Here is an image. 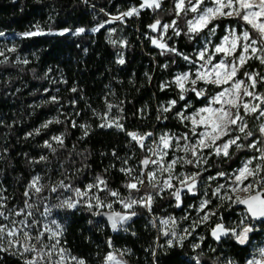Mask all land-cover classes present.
<instances>
[{"label": "trees", "instance_id": "obj_1", "mask_svg": "<svg viewBox=\"0 0 264 264\" xmlns=\"http://www.w3.org/2000/svg\"><path fill=\"white\" fill-rule=\"evenodd\" d=\"M141 3L142 0H0V33L14 36L12 44L1 43L0 39V52L3 53L0 61H6L0 63V176L11 191V201L18 207L31 199L24 193L37 174L48 188L56 183V179L84 188L94 182L95 177L102 176L109 188L119 191L120 198L129 197V191L124 187L129 181L119 169L125 166L123 160L126 158H130L129 167L140 164L147 152L131 141L124 131L98 127L102 122L100 117L108 111V103L118 106L108 113L109 118L122 117L120 123L126 131L152 132L153 136L187 133L190 139L193 138L188 123L182 122L176 113L193 111L218 89L208 85L205 97L197 98L195 93L187 92L181 100L180 89L174 84L173 77L177 71L187 69L186 61L182 55L172 52L162 54L151 39L158 37L159 32L149 27L157 20L161 25L176 20V28L181 34L177 36L169 28L162 41L169 48L196 60L198 45L209 33L205 29L192 38L186 34V20L193 14L177 17L174 0H161L159 9L145 7L135 17L105 24L98 32L90 31L108 21V16L139 7ZM213 24L219 27L212 35V45L224 35L226 27L235 28L238 33L245 27L243 22L233 18L218 19ZM37 26L52 34L23 36L25 32L35 31ZM78 28H84L85 32L74 35ZM64 29L69 31L64 35L57 34ZM112 29L115 31L110 33ZM13 48L15 51L10 50ZM121 57L125 61L123 64L118 63ZM25 60L27 64L23 63ZM244 72L264 75V65L255 59L249 60L237 78L245 79ZM200 86L196 85L197 88ZM256 91L264 93V84H258ZM53 96L57 97V103L50 102ZM172 100L177 103L171 111L161 112V105L168 106ZM186 104L190 106L185 109ZM57 120L60 123L54 122ZM48 121L53 123L42 127ZM73 121L76 127H73ZM247 122L249 129L258 136L260 120L249 116ZM80 125L87 127L88 135L85 136V129ZM37 129L39 134H36ZM58 134L63 138V145L51 139L52 135ZM151 138L145 141L146 145ZM46 141L52 148L45 146ZM209 151L206 149L205 155ZM230 152L234 153L230 160L216 156L208 159L204 166L208 171L199 178L196 194L183 191L180 207L168 192L155 198L151 212L139 206L127 210L120 203H113L122 214L136 212L118 231L112 230L107 218L111 211L95 208L89 211L83 203L76 209L56 207L64 200V193L62 190L52 193L55 195L52 203L63 222L59 237L61 246L86 264H101L109 252L119 254L128 264H197V259L199 264H229V261L247 264L252 243L264 237V222L252 221L244 207L239 204L230 207L231 201H221L212 195L218 184L227 185L228 181L208 182L206 179L218 171L232 173L256 154L248 150L236 152L234 147ZM42 155L48 158L47 161L35 163ZM176 169L187 174L197 171L192 165L181 167L178 164ZM172 183L177 185L176 180ZM46 187L38 194L39 207ZM143 191L151 189L144 188ZM133 194L138 193L133 191L131 196ZM99 195L105 202L116 200L106 192ZM205 199L211 203L198 211ZM95 211L104 215H94ZM210 211L216 214L199 222ZM160 216L174 218L177 222L175 231L185 238L180 241L171 235H160L154 221ZM193 222H197L194 230ZM217 223L227 229L239 230L251 225L253 231L244 245L237 243L231 234L216 240L211 233ZM184 229L191 235L185 234ZM170 239L172 246L167 243ZM195 244L200 247L194 248ZM12 251L14 249L0 251V264H24L25 254L23 257L13 255Z\"/></svg>", "mask_w": 264, "mask_h": 264}, {"label": "snow or ice", "instance_id": "obj_2", "mask_svg": "<svg viewBox=\"0 0 264 264\" xmlns=\"http://www.w3.org/2000/svg\"><path fill=\"white\" fill-rule=\"evenodd\" d=\"M208 3H211V6H208ZM174 4V11L177 17L181 16V14L185 17L189 13L194 14L192 18L186 20V34H190V38L199 35L205 29H207L210 35H215L216 28L219 25L213 24V22L222 18L237 19L245 25L244 30L240 33H237L235 28L229 29L227 34L222 37L221 42L215 45L212 51H209L208 47L200 50L197 59L202 63L199 64L194 73L186 72L175 77L174 83L180 89L179 98L181 100L185 99L187 92L195 93L197 98L205 97L208 85H212L218 89L214 95L207 97V102L203 107L196 109L191 114L185 115L184 111L176 113L182 122L188 121L190 123L191 136L195 137V139H190L187 133L181 136L164 133L158 139L146 145L145 141L153 137L154 134L152 132L140 134L126 131L123 124L120 123L122 117L109 118L108 113L111 112L113 107L118 106L108 103V111L100 117L102 122L98 127L116 128L118 131H124L131 141L135 142L142 150L150 153V155L145 156L140 161L138 172L136 168L127 166L128 159L130 158L123 160L125 166L119 170L129 177V182L124 185L129 191V197L120 198L119 191L109 188L107 180L102 176L95 177L94 182L85 185L83 189L73 187L70 183L66 184L65 180L61 179L58 183L51 185L50 191L55 193L65 190L73 192L74 195L64 199L56 207L76 209L83 203L89 211H92L94 208L97 210L104 207L111 209L113 203H120L127 210L139 206L151 212L155 198L162 196L165 192L174 197L177 202L176 206L180 207L181 193L183 191L192 193L193 195L196 194L199 178L204 172L208 171L204 167L207 165L208 159L211 156H216L217 158L230 160L234 155V153L230 152V149L234 147L236 152L248 150L256 154L246 159L232 173L218 171L215 175H209L206 178L208 182L218 179L228 181L227 186L225 184H218L212 195L221 201H231L230 207L235 204L244 205L248 217L253 220H264V93L256 91L258 84H264V75H261L259 72H244L245 79L237 78L240 69L249 60L255 59L261 65H264V0H174ZM144 7L152 8L153 10L159 9L161 7V0H142L140 8ZM139 11V8L133 7L119 16L100 23L97 27L92 28L91 31L98 32L105 27V24L112 23L115 20L123 21L124 17L139 15ZM176 24L177 21L173 20L171 24L161 25V22L157 20L149 27L153 31L160 28L163 33L172 28L174 34L178 36L181 33L176 28ZM209 25L213 26L209 27ZM68 31L69 29H64L57 34L64 35ZM114 31L115 29H112L110 33ZM84 32V28H78L74 35ZM47 34L52 33H46L37 26L35 31L25 32L23 36L35 37ZM0 35H3V33H0ZM110 42L113 44L117 43L111 40ZM152 43L162 50V54L164 51H167L176 55H182L185 61L195 64V61L178 52L175 48H169L166 43H162L155 38H152ZM10 50L15 51L14 48ZM0 55H3V53L0 52ZM217 55L220 56V59L214 63L213 61ZM5 62L0 61V63ZM124 62L122 57L118 60L120 64ZM23 63L27 64L28 61L25 60ZM198 83L204 84L205 87L197 88L196 85ZM72 91L75 92L76 89L73 88ZM50 102L57 103V97L53 96ZM176 103L175 100H172L168 106H161L160 111L167 113L171 111ZM189 106L186 104L185 109ZM119 111H122V109H119ZM249 116H255L257 120L261 121L257 128L258 136L249 129L247 122V117ZM54 122L60 123L59 120ZM50 123H53V121H48L42 127L46 128ZM72 125L73 127L77 126L75 121L72 122ZM80 127L85 129V136L88 135L87 127L84 125H80ZM198 128L200 129L199 131H197ZM39 131L37 129L36 134H39ZM29 135H32V133H29ZM52 139L63 145L62 137L54 136ZM45 146L52 148L51 143L48 141L45 142ZM206 149L210 150L207 155H205ZM52 151L55 152V149H52ZM170 151L173 153V156L170 160H166L165 158L169 155ZM176 153L183 154L177 155ZM113 155L115 156V152H113ZM47 159L46 156L42 155L35 163L46 162ZM178 164L181 167L192 165L197 171L189 174L184 172L176 173L175 168ZM41 179L40 175L32 178L27 186L28 191L24 193L26 197L29 196V191L34 194H39L43 191L45 185L40 183ZM173 180L177 181V185L172 183ZM144 188L151 189V191H145L139 198H132L131 193L133 191L139 193ZM222 189H224L223 195H221ZM101 192H106L107 196L115 197L116 200L106 203L99 195ZM240 192L246 195L244 197L237 195ZM233 196H235V199H233ZM4 200L5 197L0 195V218L8 220V215L3 210L6 208ZM25 203L26 207H32V205L27 204V201ZM210 203V200H202L198 211H203ZM45 211L46 213H50L51 209L46 208ZM22 214V211L15 213L17 216ZM93 214L104 215L100 211H95ZM215 214V211L206 212L199 222H205L209 220L210 216ZM28 215H31V213L29 212ZM135 215V211L125 214L113 212L107 218L112 230L116 231L118 225H123ZM35 223L37 222L33 221V224ZM196 223L193 222V230ZM52 224L56 225L55 229L45 224L44 232H39L35 237L27 230L32 225L28 224L26 220H12L9 221V224H0V251L9 252L14 249L12 254H19L22 257L25 253H33L34 255L31 259L25 258L24 264H38V261L39 264H69V261L75 262V264H86L81 258L69 256L67 250L60 245L59 236L62 235L60 225L56 221H52ZM161 224L165 226L172 225L169 230L163 233L165 236L171 235L180 241L185 238L184 235L178 236L175 231L177 222L174 218L164 219L161 221ZM153 226H155V223H153ZM183 231L185 234L191 235L188 229H184ZM251 231H253V228L249 226H245L237 232L235 228L227 229L222 223H217L212 229V236L216 240H219L221 236L231 234L237 243L244 245L248 240V233ZM45 232L49 233L48 240L54 241V243L44 242ZM33 240L35 243L32 242ZM167 243L169 246H172L173 240L170 239ZM109 247H111V241H109ZM193 247L199 248L200 245L195 244ZM259 257V259L253 258L248 260L247 264H264V248L259 250ZM105 260L106 264H110L112 261H115V264H120V261H117L112 253H108ZM197 264H199L198 259ZM229 264H232V262L229 261Z\"/></svg>", "mask_w": 264, "mask_h": 264}, {"label": "rangeland", "instance_id": "obj_3", "mask_svg": "<svg viewBox=\"0 0 264 264\" xmlns=\"http://www.w3.org/2000/svg\"><path fill=\"white\" fill-rule=\"evenodd\" d=\"M208 6H211V3H208ZM136 8L143 9V8H140V6L139 7H136ZM121 13H123V12H121ZM121 13L116 14V15H110V16H108V20H110L112 17L119 16ZM135 16L136 15H133L131 17H135ZM126 18H130V17H124L123 20L126 19ZM164 24H166V23H164ZM231 28L232 27H230V26L226 27L225 32H224V35H226L227 34V31L229 29H231ZM91 29H90V31H91ZM156 31H157V33L159 32V36L158 37H153L152 36L151 39L152 38H155V39H157V40H159L160 42L163 43L162 39L165 37V33H163L162 32V29H160V28H158ZM212 37H213L212 35L208 34V35H205L202 38L200 44L198 45L197 55H198V52L200 50L204 49L205 47H208L209 51H212L214 49V46L217 45V44H219L221 42L222 37L219 39V41L217 43H215L214 45H212ZM0 39H1V43L2 42L3 43H8V44L14 43V36H9V35L3 34V35H0ZM206 42H208V43H206ZM197 55H196V60H193V61H195V64H190L188 61H186L187 69L185 71H177L175 73L174 77H173V82L175 81V77L177 75H180V74H183V73H186V72L194 73L196 71V68L199 67V64L200 63H202L201 61H199L197 59ZM219 59H220V56L218 58H215V60L213 62L215 63ZM193 78H194V76H193ZM197 85H201L200 88H204V84H202V83H198ZM176 87H178V86L176 85ZM214 94L215 93H213L212 95H214ZM212 95H210V96H212ZM206 102H207V99H206L205 103ZM204 104L201 105V106H199V107H197L196 109H198L200 107H203ZM166 105L167 104H163L161 106H166ZM196 109H194L191 112H186L185 115L191 114ZM186 122L188 123V125L191 128L190 123L188 121H186ZM259 123H261V121ZM199 130L200 129L198 128L197 131H199ZM54 136H60V135L59 134L58 135H52L51 136V139ZM194 139H195V137L192 138V140H194ZM181 143H183V141H181ZM147 144H150V143H147ZM147 154L150 155V153H148V152H147ZM176 154L177 155H182L183 153H176ZM172 156H173V153L170 151L169 152V155L165 159L166 160H170L172 158ZM175 171H176V173L183 172V171H177L176 168H175ZM34 176H36V175H34ZM54 181H56V183H58L60 180L56 179ZM40 183L42 185H45L42 179H41ZM81 189H83V188H81ZM62 192L64 193V197H65L64 199H66L68 197H72L74 195L73 192H71V191L65 192L64 190H62ZM223 193H224V189L221 190V195H223ZM44 194H45L44 195V200H43V203H42L41 207L38 206V203H39V200H40V196L38 194H34L33 192H31L29 194V198H31V199L29 200V202H27V204L32 205V207L31 208L26 207V203L23 206L18 207L16 205V203H14L13 201H11V199H12L11 191L8 190L6 184L3 182L2 177L0 176V195H2L3 197H5L4 203L6 204V208H4L3 210L5 211L6 215H8V220H4L3 218H0V224H9V221H12V220H15V221L26 220V222L28 224L32 225V227L30 229H27V230L31 232V235L33 237H35L39 232H44V225L45 224H47L50 228L55 229L56 225L52 224V221H56V223L59 224L60 227H61V229H62V223L63 222L58 217V211L55 208V205L52 203V200L54 199L55 195L52 194L51 191H49V188L48 187L45 188V193ZM237 195H240L241 197H244L246 194L243 193V192H240V193H237ZM46 208L51 209V212L50 213H46V211H45ZM198 210H199V208H198ZM18 211H22L23 214L20 215V216L15 215V213L18 212ZM29 212L31 213V215H28ZM33 221H36L37 223L33 224ZM245 226L252 227L251 225H245ZM245 226H243V227H245ZM171 227H172L171 224H169L168 226L161 225V226H158L157 231H158V233L160 235H164L163 233L165 231L169 230ZM236 230H237V232L240 231L239 229H236ZM48 236H49V233L45 232L44 242L45 243H54V241L48 240ZM32 242L35 243L34 240ZM5 246H7V244H5ZM37 247H39V245H37ZM261 248H264V237L260 241H256V242H253L252 243V245H251L252 251H251V255H250V257H249L248 260L253 259V258L259 259L260 258L259 257V250ZM109 253H112L113 256L116 258V260L117 261H120V264H128L126 261H124L122 259V257L119 254H116L114 252H109ZM33 255H34L33 253H25V258L31 259ZM69 256H71V255H69ZM45 259H47V258H45ZM54 259H55V257H54ZM38 264H39V261H38ZM69 264H75V262L69 261ZM101 264H106V260L104 259V261ZM110 264H115V261L110 262Z\"/></svg>", "mask_w": 264, "mask_h": 264}, {"label": "built area", "instance_id": "obj_4", "mask_svg": "<svg viewBox=\"0 0 264 264\" xmlns=\"http://www.w3.org/2000/svg\"><path fill=\"white\" fill-rule=\"evenodd\" d=\"M137 133H139V132H137ZM161 134H164V133H159V134H157V135H155V136H153L152 138H151V140H150V143L153 141V140H155V139H158V137L161 135ZM148 154H146L145 156H147ZM145 156H144V158H145ZM139 166H140V164L138 163L135 167H133V168H136L137 169V172L139 171ZM124 179L126 180V181H129V177H127L125 174H124ZM66 184H68V183H66ZM52 185V184H51ZM51 185H50V187H51ZM50 189V188H49ZM65 191V190H64ZM65 192H68V191H65ZM53 193V192H52ZM144 194V191L143 190H141V192H139L138 194H133L132 195V198H139V196H141V195H143ZM106 203H109V202H106ZM102 209H105L106 211H111L112 213L113 212H118V210L112 205V208L111 209H109V208H107V207H104V208H102ZM169 217H164V216H160V217H158V218H154V221L157 223V225L158 226H161V225H163V224H161V221L162 220H164V219H168ZM124 228V225H118V229L116 230V231H118V230H122Z\"/></svg>", "mask_w": 264, "mask_h": 264}, {"label": "water", "instance_id": "obj_5", "mask_svg": "<svg viewBox=\"0 0 264 264\" xmlns=\"http://www.w3.org/2000/svg\"><path fill=\"white\" fill-rule=\"evenodd\" d=\"M240 205V204H239ZM240 206H242V207H244V209H245V206L244 205H240ZM250 218V217H249ZM251 219V218H250ZM252 221H254V222H264V220H253V219H251Z\"/></svg>", "mask_w": 264, "mask_h": 264}]
</instances>
